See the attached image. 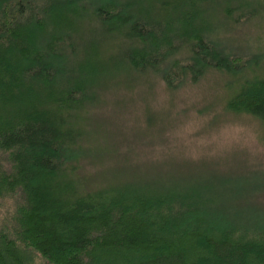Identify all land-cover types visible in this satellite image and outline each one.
Masks as SVG:
<instances>
[{
  "label": "trees",
  "instance_id": "obj_1",
  "mask_svg": "<svg viewBox=\"0 0 264 264\" xmlns=\"http://www.w3.org/2000/svg\"><path fill=\"white\" fill-rule=\"evenodd\" d=\"M263 3L0 0V264H264V208L249 204L263 181L87 171L93 118L121 79L178 91L224 75L226 110L257 119L264 143V45L234 42Z\"/></svg>",
  "mask_w": 264,
  "mask_h": 264
},
{
  "label": "rangeland",
  "instance_id": "obj_2",
  "mask_svg": "<svg viewBox=\"0 0 264 264\" xmlns=\"http://www.w3.org/2000/svg\"><path fill=\"white\" fill-rule=\"evenodd\" d=\"M234 42L245 50L264 45V15L239 30ZM134 79L113 81L106 92L111 101L93 118L96 130L87 144L95 163L87 171L136 165L192 179L208 169L241 186L264 182L262 125L226 110L228 77L214 74L178 91L150 77ZM255 199L249 204L264 208V195L261 203Z\"/></svg>",
  "mask_w": 264,
  "mask_h": 264
},
{
  "label": "bare ground",
  "instance_id": "obj_3",
  "mask_svg": "<svg viewBox=\"0 0 264 264\" xmlns=\"http://www.w3.org/2000/svg\"><path fill=\"white\" fill-rule=\"evenodd\" d=\"M123 1H124V0H123ZM125 1H126V0H125ZM251 1H252V0H251ZM262 2H263V1H262ZM254 3H255V2H254ZM261 4H262V3H261ZM263 4H264V3H263ZM263 8H264V7H263ZM263 8H262V9H263ZM205 9H206V8H205ZM210 9H212V8H210ZM206 10L208 11V9H206ZM213 11H214V9H213ZM215 11H216V10H215ZM215 11H214V12H215ZM217 11H218V10H217ZM263 11H264V10H263ZM204 12H205V11H204ZM210 12H211V11H210ZM241 12H242V11H241ZM215 13H216V12H215ZM215 13H214V14H215ZM247 13H248V12H247ZM247 13H246V14H247ZM207 14H208V13H207ZM216 14H217V13H216ZM240 14H241V13H240ZM210 16H211V14H210ZM237 17H238V16H237ZM241 17H242V16H241ZM212 18H213V17H212ZM244 19H245V18H244ZM215 23H216V22H215ZM215 23H214V24H215ZM214 27H215V26H214ZM215 28H216V27H215ZM217 28H218V26H217ZM209 38H210V37H209ZM212 40H213V38H212ZM219 40H220V39H219ZM222 44H223V43H222ZM222 44H221V45H222ZM221 45H220V46H221ZM223 47H224V46H223ZM124 49H125V48H124ZM226 50H227V48H226ZM229 50H230V49H229ZM229 50H228V51H229ZM101 53H102V52H101ZM231 55H232V54H231ZM233 56H234V55H233ZM225 59H226V58H225ZM126 65H127V64H126ZM260 67H262V65H261ZM260 69H261V68H260ZM248 70H249V69H248ZM249 71H250V70H249ZM223 72H224V71H223ZM256 72H258V71H256ZM228 73H229V72H228ZM253 73H254V72H253ZM262 73H263V72H262ZM119 74H120V73H119ZM243 75H244V74H243ZM247 75H248V74H247ZM249 75H250V74H249ZM244 76H245V75H244ZM121 77H122V76H121ZM176 86H177V85H176ZM230 88H233V86L230 87ZM229 92H230V91H229ZM235 95H236V94H235ZM87 100H88V99H87ZM83 102H84V101H83ZM97 102H98V101H97ZM91 105H93V103H92ZM260 124H261V123H260ZM82 159H83V158H82ZM85 159H86V157H85ZM85 159H83V160H85ZM152 178H153V177H152ZM150 179H151V178H150ZM150 179H148V180H150ZM151 180H152V179H151ZM151 180H150V181H151ZM155 180H156V179H155ZM167 180H168V179H167ZM118 181H119V180H118ZM150 181H149V182H150ZM153 181H154V180H153ZM122 182H123V181H122ZM146 182H147V181H146ZM149 182H148V183H149ZM151 182H152V181H151ZM119 183H120V182H119ZM152 183H153V182H152ZM154 183H155V182H154ZM154 183H153V184H154ZM207 183H208V182H207ZM207 183H205V184H207ZM114 184H115V183H114ZM179 184H181V183H179ZM213 184H214V182H213ZM213 184H211V185L213 186ZM186 185H187V183H186ZM196 185H197V184H196ZM198 185H199V184H198ZM192 186H193V185H192ZM199 186H200V185H199ZM204 186H205V185H204ZM212 186H209V187H212ZM217 186H218V185H217ZM200 187H201V186H200ZM213 187H214V186H213ZM222 187H223V186H222ZM81 188H82V187H81ZM113 188H114V187H113ZM181 188H182V187H181ZM186 188H187V187H186ZM215 188H216V186H215ZM161 189H162V188H161ZM183 189H184V188H183ZM188 189H189V188H188ZM222 189H223V188H222ZM222 189H221V191H222ZM181 190H182V189H181ZM184 190H185V189H184ZM209 190L212 191L211 188H210ZM209 190H208V191H209ZM213 190H214V189H213ZM215 190H216V189H215ZM216 191H218V188H217ZM221 191H220V196H219V197H221ZM223 191H224V189H223ZM184 192H185V191H184ZM206 192H207V191H206ZM214 192H215V191H212L211 194H213ZM218 192H219V191H218ZM218 192H217V194H218ZM215 193H216V192H215ZM223 193H224V192H223ZM223 193H222V194H223ZM225 194H226V193H224V195H225ZM208 195H209V194H208ZM208 195H207V196H208ZM214 195H215V194H214ZM195 196H196V195H195ZM212 196H213V195H212ZM217 196H218V195H217ZM200 197H201V196H200ZM219 197H217V198H219ZM222 197H223V196H222ZM226 197H227V196H226ZM232 197H233V196H232ZM209 198L211 199V197H209ZM209 198H208V199L206 198V199L209 200ZM224 198H225V197H224ZM3 199H4V198H3ZM219 199H220V198H219ZM219 199H218V200H219ZM230 199H231V198H230ZM238 199H239V198H238ZM214 200H216V198H214ZM214 200H212V201H214ZM193 201H196V199L193 200ZM193 201H192V202H193ZM223 201H224V200H223ZM225 201H227V199H226ZM231 201H232V200H231ZM201 202H203V201L201 200ZM218 202H219V201H218ZM218 202H217V203H218ZM214 203H216V202H214ZM219 203H220V202H219ZM193 204H194V203H193ZM223 204H224V203H223ZM210 205H212V204H210ZM214 205H215V204H214ZM214 205H213V206H214ZM184 206H186V205H184ZM197 206H198V205H197ZM201 206H202V204H201ZM201 208H202V207H201ZM211 208H212V207H211ZM215 208H216V207H215ZM228 208H229V207H228ZM231 209H232V208H231ZM236 209H238V208L236 207ZM211 210H212V209H211ZM222 210H224V209H222ZM227 210H228V209H227ZM241 210H242V209H241ZM215 211H216V210H215ZM233 211H235V210H233ZM212 212H213V211H212ZM219 212H220V211H219ZM224 212H225V211H224ZM224 212H223V213H224ZM220 213H221V212H220ZM227 213H228V212H227ZM234 213H235V212H234ZM217 214H218V213H217ZM232 214H233V213H232ZM241 214H242V212H241ZM243 214H244V213H243ZM229 215H230V214H229ZM229 215H228V216H229ZM234 215H235V214H234ZM239 215H240V214H239ZM241 216H242V215H240L239 217H241ZM232 217H233V216H232ZM239 217H238V218H239ZM221 218L223 219V217H221ZM245 218H246V217H245ZM260 218H261V217H260ZM227 219L229 220V218H227ZM234 219H235V217H234ZM241 219H242V218H241ZM241 219H239V220L241 221ZM236 220H237V218H236ZM236 220H235V221H236ZM260 220H261V219H260ZM258 221H259V220H258ZM232 222H233V221H232ZM236 222H237V221H236ZM242 222H243V221H241V223H242ZM259 222L261 223V221H259ZM262 223H263V222H262ZM238 224H240V223H238ZM242 224H243V223H242ZM256 224H257V222H256ZM263 224H264V223H263ZM240 225H241V224H240ZM37 258H38V257H37Z\"/></svg>",
  "mask_w": 264,
  "mask_h": 264
}]
</instances>
